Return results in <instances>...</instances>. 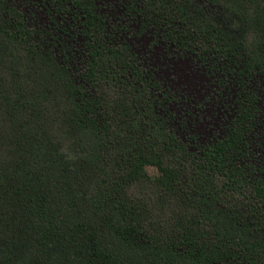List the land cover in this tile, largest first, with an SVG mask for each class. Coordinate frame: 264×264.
Segmentation results:
<instances>
[{
    "label": "trees",
    "instance_id": "trees-1",
    "mask_svg": "<svg viewBox=\"0 0 264 264\" xmlns=\"http://www.w3.org/2000/svg\"><path fill=\"white\" fill-rule=\"evenodd\" d=\"M0 264H264V0H0Z\"/></svg>",
    "mask_w": 264,
    "mask_h": 264
}]
</instances>
